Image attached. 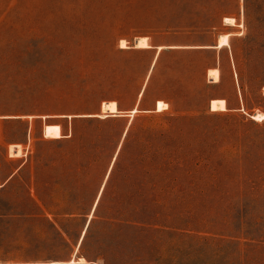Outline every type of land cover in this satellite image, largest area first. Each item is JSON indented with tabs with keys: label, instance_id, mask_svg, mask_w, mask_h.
Instances as JSON below:
<instances>
[{
	"label": "rangeland",
	"instance_id": "obj_1",
	"mask_svg": "<svg viewBox=\"0 0 264 264\" xmlns=\"http://www.w3.org/2000/svg\"><path fill=\"white\" fill-rule=\"evenodd\" d=\"M54 261L264 264V0H0V264Z\"/></svg>",
	"mask_w": 264,
	"mask_h": 264
},
{
	"label": "bare ground",
	"instance_id": "obj_2",
	"mask_svg": "<svg viewBox=\"0 0 264 264\" xmlns=\"http://www.w3.org/2000/svg\"><path fill=\"white\" fill-rule=\"evenodd\" d=\"M227 20H229V22L230 21H232L233 22V20H234V18H226ZM231 23V22H230ZM228 38H229V36L228 35H224L223 36V38H222V40H221V42L217 45V46H222V45H224V44H227V43H229L228 41ZM137 46H148L149 45V43H148V41H147V37H140L138 40H137V44H136ZM162 48V46H159V50ZM220 72H219V69L218 68H214V69H211L210 70V75L212 76V78L214 79V80H218L219 79V74ZM143 90H144V87H143V89L141 90V92H140V97L142 96V94H143ZM167 106V103L166 102H164V101H162V100H159L158 102H157V109H162V108H164V107H166ZM211 108L212 109H219V108H221V109H224V108H226V100L225 99H223V98H220V99H214V100H212L211 101ZM103 109L104 110H106V111H108V112H104L103 113V115H106V113H116V112H118V105H117V102L116 101H111V102H109V103H105L104 104V107H103ZM138 110V107H135V109L133 110V112L135 113L136 111ZM100 115V114H99ZM262 116L260 115V114H257V115H255L254 116V118H261ZM131 122V121H130ZM104 187V186H103ZM101 189H103V188H101ZM102 192V191H101ZM101 194V193H100ZM98 199H99V197H98ZM97 202H98V200L96 201V203H95V205H94V208H95V206H96V204H97ZM92 215V214H91ZM85 232V231H84ZM84 260V258H80V261H83ZM70 262H74V260L73 261H70ZM13 264H17V263H13ZM52 264H63V263H58V262H52Z\"/></svg>",
	"mask_w": 264,
	"mask_h": 264
},
{
	"label": "crops",
	"instance_id": "obj_3",
	"mask_svg": "<svg viewBox=\"0 0 264 264\" xmlns=\"http://www.w3.org/2000/svg\"><path fill=\"white\" fill-rule=\"evenodd\" d=\"M160 46H164V45H160ZM159 47V46H158ZM158 54H159V49H158V52L156 53V55H155V58H154V62H155V60L157 59V57H158Z\"/></svg>",
	"mask_w": 264,
	"mask_h": 264
},
{
	"label": "trees",
	"instance_id": "obj_4",
	"mask_svg": "<svg viewBox=\"0 0 264 264\" xmlns=\"http://www.w3.org/2000/svg\"><path fill=\"white\" fill-rule=\"evenodd\" d=\"M52 126L59 128V126H58V125H52ZM161 168H162V166H161ZM164 169H168V168H164Z\"/></svg>",
	"mask_w": 264,
	"mask_h": 264
}]
</instances>
